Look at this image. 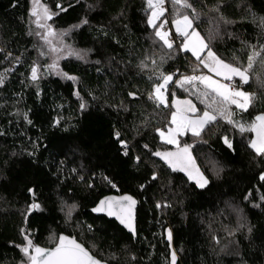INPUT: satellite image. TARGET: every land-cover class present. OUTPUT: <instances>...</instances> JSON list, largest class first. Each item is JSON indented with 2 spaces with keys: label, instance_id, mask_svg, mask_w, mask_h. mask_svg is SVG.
Returning <instances> with one entry per match:
<instances>
[{
  "label": "trees",
  "instance_id": "1",
  "mask_svg": "<svg viewBox=\"0 0 264 264\" xmlns=\"http://www.w3.org/2000/svg\"><path fill=\"white\" fill-rule=\"evenodd\" d=\"M42 1L84 58L65 56L60 72H50L31 31L30 0H0V264H29L21 251L25 237L48 247L61 233L110 264H172L173 252L175 264H264V155L238 126L264 112L261 57L240 84L255 94L251 106L227 105L237 124L217 111L198 136L186 133L178 146L169 145L157 129L169 123L175 98L189 99L193 114L207 108L197 90L173 81L166 86L171 104L149 98L161 74L199 69L181 49L182 37L167 48L148 23L147 0ZM189 3L191 9H181L164 0L156 24L183 12L208 45L201 56L212 50L239 67L253 51L264 56V0ZM156 152L190 157L193 169L173 167ZM193 172L207 181L203 187ZM110 192L136 197L135 238L91 211ZM33 203L40 208L31 209ZM63 203L75 205L69 218Z\"/></svg>",
  "mask_w": 264,
  "mask_h": 264
},
{
  "label": "snow or ice",
  "instance_id": "2",
  "mask_svg": "<svg viewBox=\"0 0 264 264\" xmlns=\"http://www.w3.org/2000/svg\"><path fill=\"white\" fill-rule=\"evenodd\" d=\"M175 5H179L181 9H191L192 5L189 3V0H172ZM147 3L150 8H152L151 16L148 20V23L152 25L154 28H157L156 36L160 37L161 40L164 41V44L167 48L172 49L173 44L168 39L169 33L165 31H161L160 29L163 28L164 23L167 21L162 22L160 25H157L155 21L159 19L160 16L164 14L163 4L164 0H147ZM34 4L39 7V0H34ZM59 7V5H57ZM179 11V10H177ZM194 11V10H193ZM33 16H37V26L44 27V25L40 24V17L39 13L36 8L33 9L32 13ZM52 15L55 13H51L47 7L44 8V18L51 19ZM83 23H87V21H83ZM176 32L179 36L183 37V41L180 45L181 49L184 51H191L193 56L204 65V67L208 68L209 71L214 72L216 75L223 77L226 80H231L234 76H238L240 81L243 84L248 83L250 74L253 70V66L256 63V58L259 56L261 57L262 65H264V56L261 55V52L253 51L252 54L248 56V62L246 67H239L234 66L232 64L224 63L223 61L219 60L211 50L207 52V57L202 58L201 53L204 51L205 48L208 47L207 44L204 43L203 39L200 37L199 33L195 30L191 32L189 29L192 28V19H190L189 15L180 12L179 17L173 21ZM53 35V30L51 26H48V32L43 37L47 40L48 36ZM51 43L50 41H48ZM55 51V48L51 49ZM73 53H69L72 55ZM78 58L83 59L84 56L80 53H75ZM86 55V53H85ZM50 67L55 68L56 64L53 63ZM38 67L33 66L31 69V78L36 80L38 78ZM195 71V69H194ZM67 75V74H65ZM163 83L157 84L155 86V94L156 99L159 103L164 104L165 98L162 96L161 90L165 89L166 86L173 81V77L171 75H164L161 74ZM68 79L75 80V77L67 76ZM196 82H200L204 84V90L197 89V94L199 97H202L201 102L206 103V107L209 109H213V111H204L202 116L198 119H187L184 115L186 112H196L197 109L194 105L191 104V101H183V104L186 106L185 108L181 109L177 107V112L172 114V122L176 123L178 114H179V121L178 124L179 129L184 130H191L193 135H199V130L202 129L206 124L213 122L216 119V115L213 114L214 112H219L220 115L226 116L228 122L230 124H237L236 121L232 120L233 113L228 110L227 105H235L241 111H247L248 108L251 106L253 100L255 99L254 93H246L244 91H240L238 89H231L229 86L220 83L219 81L213 80L209 76L204 75H192V76H185L180 80L175 81L180 87H184L185 84H191L193 88H196ZM3 83V77L0 76V84ZM186 91L188 89H185ZM129 95H134L130 93ZM149 98L152 99L153 95L150 94ZM174 104L179 105L180 102L174 101ZM213 105H216V108H213ZM165 106H167L165 104ZM83 107V105H82ZM241 131H244V125L238 124ZM251 131L256 132L257 139H254L250 142V147L254 149L257 155H264V116H257L255 121L249 126ZM170 134L172 130H169ZM119 136V133L116 134ZM161 136L163 137L164 134L161 132ZM167 143H175L174 136L170 135V137L166 141ZM225 143L231 144L225 138ZM187 147H185L182 151L187 153ZM155 155L161 156L163 159L168 160L169 157L179 156L180 153H160L156 152ZM169 164L172 165V161L168 160ZM191 164L194 166V161L191 160L189 157L186 161V165ZM180 170H185L181 168ZM198 171V170H197ZM190 178L191 175H190ZM201 179L203 177L201 176ZM261 179L264 180V174L261 175ZM197 183L200 184L201 187L204 186V183H207L204 180V183H200L198 180ZM114 186V185H113ZM264 199V197H262ZM136 201L130 196H123L120 198H107L106 200H102L100 204L93 209L95 212L100 211H107V214L112 216L115 215L117 219L120 220L122 224H125L128 227L129 231L135 232V228L131 222L132 220V208L134 207ZM107 204V208L105 205ZM31 209L36 210L40 208L39 204L33 203L30 206ZM75 208V205H71L69 208V216L71 215V209ZM127 213L128 221L126 222L125 219L122 218V214ZM23 234V229L21 230ZM27 243L24 247L21 248V251L28 257L29 264H100L98 260L93 257L88 250H86L83 245L78 243L74 238H68L61 235L58 238V243L52 249H45L38 245H34L32 240L25 237ZM168 239L171 240V232L168 233ZM31 250V252H30ZM176 262V254L175 252L172 253V264Z\"/></svg>",
  "mask_w": 264,
  "mask_h": 264
},
{
  "label": "rangeland",
  "instance_id": "3",
  "mask_svg": "<svg viewBox=\"0 0 264 264\" xmlns=\"http://www.w3.org/2000/svg\"><path fill=\"white\" fill-rule=\"evenodd\" d=\"M30 4H31L30 5V27H31V31H32V33H33V35H34V37H35V39L37 41V44H38V53H39L40 59H41V61H44L45 62V67L50 72L55 73V74H58L60 72L59 63H60V60L63 57L70 56L69 55L70 52L73 53L72 55H75V53H80L81 54V52L78 51V50H76V49H74L72 46H70L69 43H67L66 37H65L66 35H64V33L62 31H60V30H58V29H56L54 27L51 19H45L44 18V8L45 7H47V9L51 12L49 6L46 3H44L42 0H39V7H37L34 4V0H30ZM162 7L164 9V5ZM34 8H36V10L38 11L39 17H40V21L39 22H40V24L44 25V27H38L37 26V23H36L37 16H33L31 14ZM151 12H152V8H151V11L149 13V18L151 16ZM178 17L179 16H177L175 18H172V20H171V23H172V26H173V29H174L175 32H176V28H175V25H174L173 21L175 19H177ZM190 19H191V17H190ZM157 20L155 21V23L157 22ZM158 25H159V23H158ZM48 26H51V29L53 30V35L48 36L47 37V40H45L43 37L48 32ZM192 30H195L196 32H198L199 35H200V37L203 39L204 43L206 44V42H205L203 36L201 35V33L196 28H193L192 27L191 29H189L190 32ZM156 31H157V28L155 29V33H156ZM161 31H165V30H161ZM165 32H167V31H165ZM48 41H50L51 43H49ZM182 41H183V37H182V40L180 42V45H181ZM52 48H55V51H52L51 50ZM208 51L209 50L206 51V53L202 56V58H206L207 57V52ZM189 52L192 54L191 51H189ZM211 52H213V51L211 50ZM216 57L219 60H221L218 56H216ZM53 63L56 64V67L55 68L50 67V65H52ZM224 63H226V62H224ZM196 64H197L196 66H198L199 69L198 70H195L193 74H188V73L176 74L173 77V82L172 83H175V81L180 80V79H182L185 76L204 75V76H209L213 80L219 81L220 83L229 86L231 89H238L240 91H244V92L248 93L247 91H245V90H243L241 88L240 84H242V82L240 81V78L238 76H234L231 80H226L223 77L216 75L214 72L209 71V69L206 68V67H204V65L201 64L198 60L196 61ZM198 72H200V74H197ZM166 75L173 76V74H166ZM161 83H163V81H161L160 83H157V84H161ZM263 83H264V80H263ZM157 84L154 85L153 90H152V94H153V96L155 98H156L155 86ZM184 88L185 89L192 88L194 90H197L199 88H201V89L204 88V84H201L200 82H196V88H193L192 85L186 86V84H185L184 85ZM161 93H162V96L165 98V103L164 104H167V103L168 104H171L167 100V89L166 90L165 89H162L161 90ZM234 107L236 108L235 105H234ZM204 111H210L211 112L212 110L211 109H208V108H202L197 113H194L193 114V113L186 112L184 115L186 116L187 119H198L199 117L202 116V114H203ZM239 111H241V110H239ZM174 112H177V110L172 109L170 111V113H169V123L165 127L158 128L157 131H158L159 138L162 141H164V142L167 141V139L170 137V135L174 136L175 143H171V144L170 143H167V142L166 143L169 144V145L178 146L179 145V139H180V137L183 136V135H185L186 133H191L192 134V131L191 130H184V129H179L178 128V124L180 123V121H179V114H178L177 122L176 123H173L172 122V114ZM257 116H264V112L257 114L252 120H250L248 122L245 121V122L238 123V124L244 125V128L248 130L249 129V126L255 121V118ZM170 129L172 130L171 134L169 132ZM201 130L202 129L199 130V133H200ZM248 131L251 132L250 142L252 140H254V139H257L256 132L255 131H251V130H248ZM161 132H163V134H164L163 137L161 136ZM190 175H191L192 178H194L196 180H199V181H202L201 180V176H202L201 173H199V172H193V173H190ZM71 205L72 204H69V203L68 204H66V203H63L62 204V207L64 208V212H65V214H66V216L68 218L70 217L69 214H68V212H69V208H70ZM71 211H72V209H71Z\"/></svg>",
  "mask_w": 264,
  "mask_h": 264
},
{
  "label": "water",
  "instance_id": "4",
  "mask_svg": "<svg viewBox=\"0 0 264 264\" xmlns=\"http://www.w3.org/2000/svg\"><path fill=\"white\" fill-rule=\"evenodd\" d=\"M174 101H178V102H180V104L179 105H176V104H174ZM183 101H190L189 99H187V98H175L174 100H173V107H174V109L175 110H177V107H179V108H181V109H183V108H185L186 106L183 104ZM191 104L193 105V103L191 102ZM188 113H192V112H188ZM166 160V159H165ZM168 160H171L172 161V165H174V166H178V167H183L186 171L188 170V169H193L191 166H190V164H187L186 165V161L187 160H183V161H181V160H179L178 158H176V157H169L168 158ZM168 160H166L167 162H168ZM184 162V163H183ZM169 163V162H168ZM123 196H130V197H132L135 201H136V203H135V205H134V207L132 208V220H131V222H132V224H133V226H134V228H135V232L133 233L132 231H129V229H128V227H126L125 226V224H122L121 222H120V220L119 219H117L116 218V216L115 215H112V216H110V215H108L107 214V211H100V212H95V211H93V209L94 208H96L99 204H100V202L102 201V200H106L107 198H120V197H123ZM137 204H138V201H137V199H136V197L135 196H133L132 194H130V193H128V192H123V193H115V192H110V193H106V194H104L103 196H101L98 200H97V202L91 207V211L94 213V214H103V215H105L107 218H109V219H114L121 227H123L129 234H131L134 238L136 237V209H137ZM105 208H107V204L105 205ZM122 218L123 219H125V221L127 222L128 221V215H127V213H124V214H122ZM61 235H63V236H65V237H68V238H74L78 243H80L81 245H83V247L86 249V250H88L89 251V253L93 256V257H95V259L96 260H98L99 262H100V264H110L109 262H107V261H105V260H102V259H100V258H98L97 256H95L82 242H80L79 240H77L74 236H72V235H69V234H66V233H61V234H59V236H58V238L61 236ZM58 238H57V241H56V243L54 244V245H52V246H48V247H45V246H40V245H38V246H40V247H42V248H45V249H52V248H54L55 246H56V244L58 243Z\"/></svg>",
  "mask_w": 264,
  "mask_h": 264
},
{
  "label": "built area",
  "instance_id": "5",
  "mask_svg": "<svg viewBox=\"0 0 264 264\" xmlns=\"http://www.w3.org/2000/svg\"><path fill=\"white\" fill-rule=\"evenodd\" d=\"M167 21V23H164V26L162 29L160 30H165L169 33L168 39L170 40V42H172L173 45H175L179 39L181 38V36H179L173 29L172 23L168 18H162L159 22V25L164 22Z\"/></svg>",
  "mask_w": 264,
  "mask_h": 264
}]
</instances>
